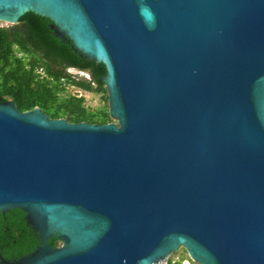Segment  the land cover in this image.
Segmentation results:
<instances>
[{
	"label": "water",
	"instance_id": "95a60500",
	"mask_svg": "<svg viewBox=\"0 0 264 264\" xmlns=\"http://www.w3.org/2000/svg\"><path fill=\"white\" fill-rule=\"evenodd\" d=\"M28 12L105 66L114 122L0 102V213L39 238L2 263L264 264V0H0Z\"/></svg>",
	"mask_w": 264,
	"mask_h": 264
},
{
	"label": "trees",
	"instance_id": "16d2710c",
	"mask_svg": "<svg viewBox=\"0 0 264 264\" xmlns=\"http://www.w3.org/2000/svg\"><path fill=\"white\" fill-rule=\"evenodd\" d=\"M51 24L48 18L28 12L17 24L0 26V102L12 100L20 112L38 107L48 118L70 123L114 122L102 82L105 66L83 58L69 40L57 38ZM69 70L86 73L89 79ZM70 87L99 95L104 105L87 106L83 96L68 91ZM23 217L21 210L5 216L0 213V254L5 258L18 259L38 245L36 234ZM48 243L53 248L60 246L56 237Z\"/></svg>",
	"mask_w": 264,
	"mask_h": 264
},
{
	"label": "rangeland",
	"instance_id": "374dc122",
	"mask_svg": "<svg viewBox=\"0 0 264 264\" xmlns=\"http://www.w3.org/2000/svg\"><path fill=\"white\" fill-rule=\"evenodd\" d=\"M3 26H7V25L3 24ZM69 71L71 74H74V75L78 74L79 75V73H77L74 70H69ZM81 76L84 77L83 75H81ZM68 91L71 94H77L79 96H83L85 98L86 105L91 107V108H97V107H101L104 105V103L101 101V98L99 95H95V94H91V93H87V92H83V91H78L74 87H70L68 89ZM172 258L174 260L177 258L183 259V260H188V255L186 254L184 249H180L174 256H172Z\"/></svg>",
	"mask_w": 264,
	"mask_h": 264
},
{
	"label": "built area",
	"instance_id": "2783aa9c",
	"mask_svg": "<svg viewBox=\"0 0 264 264\" xmlns=\"http://www.w3.org/2000/svg\"><path fill=\"white\" fill-rule=\"evenodd\" d=\"M3 24H5V23L0 22V26H3ZM5 25H7V24H5ZM68 72H70V71H68ZM78 73H79V76L83 75L86 79H89L88 74L83 73V72H78ZM174 255H172V256H174ZM172 256L166 258L165 260L161 261L158 264H184V262H186V261H188L190 264H195L189 258H188V260H183V259H179V258H177V259L174 260L172 258Z\"/></svg>",
	"mask_w": 264,
	"mask_h": 264
},
{
	"label": "flooded vegetation",
	"instance_id": "af4514ba",
	"mask_svg": "<svg viewBox=\"0 0 264 264\" xmlns=\"http://www.w3.org/2000/svg\"><path fill=\"white\" fill-rule=\"evenodd\" d=\"M8 25H10V24H7V26H8ZM9 212H11V211H9ZM9 212H7V213H9ZM7 213H4V214L1 213V214L5 216ZM23 220L27 223V221H26V219H25V213H24ZM27 224H28V223H27ZM28 226H30V225L28 224ZM30 228H31V226H30ZM31 229H32V228H31ZM32 230H33V229H32ZM33 232H34V233L36 234V236H37V239H38V245H39L38 234H37L34 230H33ZM38 245L36 246V248L38 247ZM36 248H35V249H36ZM35 249H34V250H35ZM34 250H33V251H34ZM33 251H32V252H33ZM32 252H30V253H32ZM30 253H29V254H30ZM27 255H28V254H27ZM25 256H26V255H25ZM22 257H24V256H22ZM22 257H20V258H22ZM20 258H18V259H20ZM18 259H14V258H13V259H8V258L3 257L2 254H0V264H3V263H2L3 260L14 261V260H18Z\"/></svg>",
	"mask_w": 264,
	"mask_h": 264
}]
</instances>
